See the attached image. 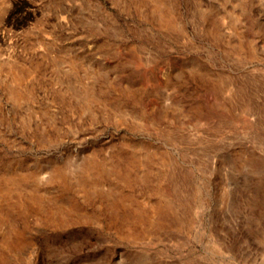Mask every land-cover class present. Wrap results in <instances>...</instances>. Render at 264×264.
Instances as JSON below:
<instances>
[{"label": "rangeland", "instance_id": "374dc122", "mask_svg": "<svg viewBox=\"0 0 264 264\" xmlns=\"http://www.w3.org/2000/svg\"><path fill=\"white\" fill-rule=\"evenodd\" d=\"M264 0H0V264H257Z\"/></svg>", "mask_w": 264, "mask_h": 264}, {"label": "bare ground", "instance_id": "6f19581e", "mask_svg": "<svg viewBox=\"0 0 264 264\" xmlns=\"http://www.w3.org/2000/svg\"><path fill=\"white\" fill-rule=\"evenodd\" d=\"M254 201L260 206L261 210H263L264 212V195L261 196V198L259 199H255ZM254 236L257 239L259 238V242L257 243V246L260 247L259 249L263 256V258H261V261L257 264H264V227H262L261 233L260 232L255 233Z\"/></svg>", "mask_w": 264, "mask_h": 264}]
</instances>
